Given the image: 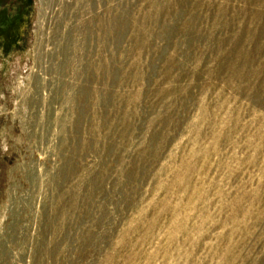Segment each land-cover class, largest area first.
Masks as SVG:
<instances>
[{"label":"rangeland","instance_id":"374dc122","mask_svg":"<svg viewBox=\"0 0 264 264\" xmlns=\"http://www.w3.org/2000/svg\"><path fill=\"white\" fill-rule=\"evenodd\" d=\"M0 264H264V0H0Z\"/></svg>","mask_w":264,"mask_h":264}]
</instances>
